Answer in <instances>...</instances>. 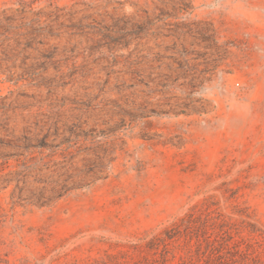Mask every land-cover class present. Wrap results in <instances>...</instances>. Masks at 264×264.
I'll return each instance as SVG.
<instances>
[{"label": "rangeland", "instance_id": "rangeland-1", "mask_svg": "<svg viewBox=\"0 0 264 264\" xmlns=\"http://www.w3.org/2000/svg\"><path fill=\"white\" fill-rule=\"evenodd\" d=\"M18 1L0 0V264H169L145 246L208 197L264 226V0H38L33 32ZM36 133L90 183L47 207L12 200L13 143Z\"/></svg>", "mask_w": 264, "mask_h": 264}, {"label": "trees", "instance_id": "trees-1", "mask_svg": "<svg viewBox=\"0 0 264 264\" xmlns=\"http://www.w3.org/2000/svg\"><path fill=\"white\" fill-rule=\"evenodd\" d=\"M36 2L38 0L18 1L34 15L23 25L30 32L34 31L35 24H41L42 18L48 16L47 13H34L33 5ZM15 16L3 14L0 24H11ZM54 128L59 130L58 124ZM50 136V133L42 137H39V133L33 137L25 135L19 139L20 143H13L17 149L13 156L25 157L22 170L16 172L17 181L23 184L21 191L26 188L30 190L26 196L12 194L13 202L25 200L39 207H47L90 184L83 185V181H76V176L71 173L74 162H67L73 153L71 143H56V139L49 143ZM65 144L67 146L63 148ZM45 150L51 153L43 156ZM59 151L66 164L56 165L52 170L53 157ZM35 183L41 186L34 188L31 184ZM227 200L237 202L238 199L233 193ZM161 247L164 251L169 250V264H264V226L249 207L236 203L227 213L222 209L220 200L208 197L177 218L163 236L157 237L145 249L158 253ZM167 261L164 259L161 264Z\"/></svg>", "mask_w": 264, "mask_h": 264}]
</instances>
